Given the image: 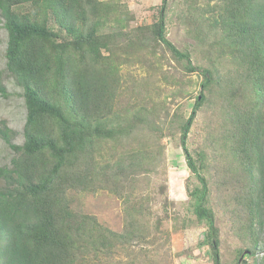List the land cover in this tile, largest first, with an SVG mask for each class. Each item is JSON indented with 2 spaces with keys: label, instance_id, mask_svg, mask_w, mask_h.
Listing matches in <instances>:
<instances>
[{
  "label": "trees",
  "instance_id": "16d2710c",
  "mask_svg": "<svg viewBox=\"0 0 264 264\" xmlns=\"http://www.w3.org/2000/svg\"><path fill=\"white\" fill-rule=\"evenodd\" d=\"M97 1L0 0V22L9 37L6 71L23 88L27 107L22 145L12 142L13 132L5 123L0 127V135L16 153L11 165L0 167L4 183L0 186V264H97L95 257L113 251L116 243L143 240L147 234V225L137 220V213L144 212L142 204L126 205L124 230L116 232L94 216L76 212L68 198L70 187L109 188L114 184L109 189L117 192L125 184L123 175L150 155L133 149L114 162L105 161L101 169L84 165L86 159L93 162L98 138L117 139L116 124L128 123L130 130L142 124L161 139L165 129L171 131L172 123L178 121L162 126L156 120L161 117L159 106L150 93L146 95L153 102L150 107L140 105L143 107L137 111L117 114L118 123H112L113 116L111 123L103 119V111L111 110L119 95L121 78L112 75L118 69L116 57H101L99 47L108 48L113 40H106L99 32L106 20L101 18L89 29L83 21L79 23L92 11H100L95 12L96 17L103 13ZM168 1L163 0L157 21L146 27L145 33L157 45L163 43L176 61H186L188 71H196L191 52L182 51L167 37ZM21 5L30 10H17ZM115 9L117 6L107 10ZM186 13L192 19L187 21L188 33L206 46L210 62L201 69L203 90L195 97L189 117L179 122L187 166L200 183L192 188L187 181L196 219L207 226L200 244L209 245L215 264L221 263L209 182L200 171L205 166V152H198V165L188 150L196 114L211 98L218 118H212L213 123L218 122L213 144L218 143V151L231 159L227 166L233 173L232 181L226 176L223 182L232 187L233 202L242 214L239 220L244 227L245 248L239 249L238 260L249 251L241 264H248V256L254 257L252 264H264V0H188ZM111 18L117 23V34L125 33L127 23L122 15ZM141 29L135 30L136 41L130 43L135 50L143 46ZM89 59L96 62L84 63ZM230 69H234L233 77L226 75ZM2 75L0 72V93L8 96ZM228 78L233 83H223ZM145 87L150 88L149 84ZM97 112L100 115L93 124L90 120ZM261 249L263 255L258 257Z\"/></svg>",
  "mask_w": 264,
  "mask_h": 264
},
{
  "label": "rangeland",
  "instance_id": "374dc122",
  "mask_svg": "<svg viewBox=\"0 0 264 264\" xmlns=\"http://www.w3.org/2000/svg\"><path fill=\"white\" fill-rule=\"evenodd\" d=\"M98 8L103 13L95 16L92 11L83 15L79 23L84 22L89 29L98 24L100 19L106 24L100 29L106 40L113 39L108 48L99 47L102 58L116 57L119 61L118 69L112 75L121 78L119 95L116 97L112 109L103 111L109 123L120 121L119 115L124 116L127 111H137L145 105L150 107L153 102L147 99L150 93L159 106V119L165 127V135L158 139L157 135L147 127L139 124L138 128L130 130L128 123L116 124L117 139L98 138L95 143L93 162L97 169L104 166L105 161L118 160L128 151L143 149L150 152L140 164L123 175L124 186H119L117 192L109 188H77L68 189L71 206L78 213L94 216L97 221L109 230L122 232L127 220V204L143 205L142 213H137L140 224L147 225V234L143 240L134 239L116 243L113 251L106 255L95 257L97 264H215L213 252L209 245L201 246L207 226L198 222L193 212L191 197L187 191V181L192 188L200 186L197 177L187 166L184 150L181 147L179 122L189 117L195 103V97L203 90L202 68L210 66L206 46L198 44L188 33L186 9L188 0H169L167 7L166 25L167 37L182 51H190L192 63L197 67L190 72L185 68L186 61H176L171 51L163 44L147 36L146 27L157 21L163 0H100ZM110 6H117L115 10H107ZM19 11L30 10L28 5L17 7ZM33 13L34 9L31 10ZM39 17L44 13L39 10ZM108 14V17H106ZM121 14L127 23L123 32L118 33L117 24L111 16ZM185 15V16H184ZM52 17V15H50ZM1 18V10H0ZM53 21V19H50ZM141 29L139 37L144 41L140 49L135 50L130 43L136 41L135 30ZM111 36V37H110ZM8 31L0 22V72L2 81L7 87L8 96L0 93V127L6 126L13 132L12 142L22 145L25 141L24 128L27 117V107L23 88L7 73L6 49L8 46ZM90 60V59H89ZM94 64L90 60L84 63ZM99 68V67H97ZM235 68V67H234ZM226 71V68L223 67ZM222 70V71H223ZM100 73H103L100 69ZM226 73V72H225ZM236 73V72H235ZM107 75L106 73H103ZM223 74V72H222ZM221 74V75H222ZM228 77L234 76V69L227 71ZM233 83V79H224L223 83ZM150 88H146L148 86ZM205 93L208 94L207 91ZM209 100V101H208ZM198 110L194 123L188 135V150L199 165L198 152L204 151L205 158L200 171L208 179L210 206L216 214V224L219 228V258L220 264H241L242 255L238 260L239 249L245 248L242 240V223L240 222V208L233 202L234 192L230 185L223 180L228 176L232 181V171L218 143L213 144L217 133L218 121L215 105L211 98ZM223 102L226 98L222 97ZM167 108V113L165 108ZM101 111V110H99ZM97 112L91 118L94 124L99 117ZM224 117H227L224 115ZM126 122V121H125ZM110 127V126H109ZM119 128H122L119 129ZM15 152L0 135V167L11 165ZM236 166L237 163L235 162ZM233 170V169H232ZM97 171V170H96ZM239 172V171H238ZM98 185L99 181L96 182ZM102 184V183H101ZM4 185L0 180V186ZM97 185V186H98ZM107 185V182H105ZM150 213V215H149ZM257 228H261L256 226ZM264 240V234L261 236ZM258 257L263 254L258 250ZM92 257H88V260ZM248 264H252L254 257H246Z\"/></svg>",
  "mask_w": 264,
  "mask_h": 264
},
{
  "label": "water",
  "instance_id": "95a60500",
  "mask_svg": "<svg viewBox=\"0 0 264 264\" xmlns=\"http://www.w3.org/2000/svg\"><path fill=\"white\" fill-rule=\"evenodd\" d=\"M246 253H249V251H247ZM246 253H244V254L242 255V257H243Z\"/></svg>",
  "mask_w": 264,
  "mask_h": 264
}]
</instances>
